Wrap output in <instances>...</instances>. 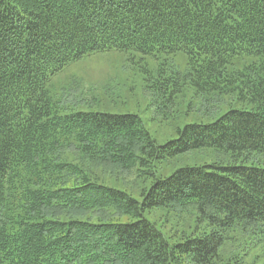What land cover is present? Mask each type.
Instances as JSON below:
<instances>
[{
  "label": "trees",
  "instance_id": "trees-1",
  "mask_svg": "<svg viewBox=\"0 0 264 264\" xmlns=\"http://www.w3.org/2000/svg\"><path fill=\"white\" fill-rule=\"evenodd\" d=\"M107 51L183 52L156 97L189 85L226 108L162 144L135 113L60 111L59 75ZM201 148L230 161L155 175ZM109 170L140 178V198L105 184ZM156 209L209 231L171 240ZM245 230L264 232V0H0V264H264L221 255Z\"/></svg>",
  "mask_w": 264,
  "mask_h": 264
},
{
  "label": "rangeland",
  "instance_id": "rangeland-1",
  "mask_svg": "<svg viewBox=\"0 0 264 264\" xmlns=\"http://www.w3.org/2000/svg\"><path fill=\"white\" fill-rule=\"evenodd\" d=\"M186 68L187 57L183 52L160 51L145 55L136 51H107L84 57L59 75L60 84L68 83L64 85V90L70 96L61 102L60 111L135 113L142 118L144 127L155 142L162 144L175 137L177 128L189 123L212 122L226 108L221 101L195 95V87L189 85L184 86L183 93L174 99V103H164L156 97L157 85L155 87L154 81L160 78V73L166 77ZM232 105L239 106L236 102ZM229 161L230 157L220 150L201 148L158 162L154 173L164 177L185 165ZM113 171L103 172L105 184L140 198L139 188L143 181L134 173ZM146 217L154 221L171 240H178L182 233L209 231L203 223L195 222V215L188 213L176 214L156 209L146 213ZM232 236L221 249L225 259L241 252L245 253L244 260L248 262L256 254L264 252V232L235 231ZM256 239L259 241L252 247Z\"/></svg>",
  "mask_w": 264,
  "mask_h": 264
}]
</instances>
